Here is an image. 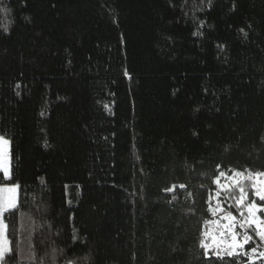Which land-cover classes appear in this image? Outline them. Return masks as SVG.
<instances>
[{
    "label": "trees",
    "instance_id": "1",
    "mask_svg": "<svg viewBox=\"0 0 264 264\" xmlns=\"http://www.w3.org/2000/svg\"><path fill=\"white\" fill-rule=\"evenodd\" d=\"M2 7L10 264H237L200 241L218 171H264V0Z\"/></svg>",
    "mask_w": 264,
    "mask_h": 264
},
{
    "label": "snow or ice",
    "instance_id": "2",
    "mask_svg": "<svg viewBox=\"0 0 264 264\" xmlns=\"http://www.w3.org/2000/svg\"><path fill=\"white\" fill-rule=\"evenodd\" d=\"M0 5H3V0H0ZM0 11L7 12L8 9L2 7ZM198 34L194 33V35ZM8 143L7 139L0 136V145ZM45 147H48L47 143ZM0 172L3 174L0 178V264H10V259H15V249L10 245L7 237L6 215L18 208L21 186L15 182L5 183L13 180V172L10 159L3 154H0ZM41 183H43L42 178ZM212 183L216 185L213 195L215 205L210 210L213 216L218 218L206 222L212 225V230L211 232L206 230L205 239L200 241L201 248L205 250L204 258L210 259L209 253H211L220 260L228 257L236 260L237 264H245L239 258L247 257V264H256V260L264 259V251H258L259 245H256L254 240V237L258 238L259 242L264 244V203H261L264 202V171L248 169H233L230 173L218 171ZM177 187L185 189L187 186L172 185L166 187L164 191L173 193ZM191 195L192 193L188 192L186 198ZM175 199L176 196L173 195L172 200ZM73 239H76L75 230ZM246 245L253 246L246 249ZM26 258L30 261L35 259L37 264H43V259L34 256L32 249H29ZM55 258L56 250L53 249L51 259L55 260ZM65 264H73V261L67 260Z\"/></svg>",
    "mask_w": 264,
    "mask_h": 264
},
{
    "label": "rangeland",
    "instance_id": "3",
    "mask_svg": "<svg viewBox=\"0 0 264 264\" xmlns=\"http://www.w3.org/2000/svg\"><path fill=\"white\" fill-rule=\"evenodd\" d=\"M3 136V135H0ZM5 139L9 141V139L3 136ZM9 149H10V142L7 145H0V154H3L6 158L9 159ZM8 237V236H7ZM9 240V238H8Z\"/></svg>",
    "mask_w": 264,
    "mask_h": 264
},
{
    "label": "built area",
    "instance_id": "4",
    "mask_svg": "<svg viewBox=\"0 0 264 264\" xmlns=\"http://www.w3.org/2000/svg\"><path fill=\"white\" fill-rule=\"evenodd\" d=\"M210 230H212V226H211ZM263 251H264V249H263ZM263 264H264V263H263Z\"/></svg>",
    "mask_w": 264,
    "mask_h": 264
}]
</instances>
